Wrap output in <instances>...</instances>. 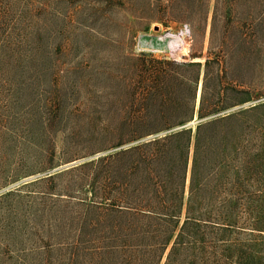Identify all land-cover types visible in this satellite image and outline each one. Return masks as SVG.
Instances as JSON below:
<instances>
[{
    "label": "rangeland",
    "instance_id": "rangeland-1",
    "mask_svg": "<svg viewBox=\"0 0 264 264\" xmlns=\"http://www.w3.org/2000/svg\"><path fill=\"white\" fill-rule=\"evenodd\" d=\"M179 2L184 18L171 0H0V264H131L151 239L118 212L134 189L238 208L249 225L217 237L220 264H264V0H211L207 24ZM244 111L239 146L184 164L180 137L151 172L133 149Z\"/></svg>",
    "mask_w": 264,
    "mask_h": 264
},
{
    "label": "trees",
    "instance_id": "trees-1",
    "mask_svg": "<svg viewBox=\"0 0 264 264\" xmlns=\"http://www.w3.org/2000/svg\"><path fill=\"white\" fill-rule=\"evenodd\" d=\"M210 1L196 0L195 3V14L199 22L203 24H207L208 21ZM171 2L172 13L174 15L180 13V17L182 18L187 16L188 7L185 4H182L179 0H171ZM214 12H217V2ZM196 65L200 68L198 75L202 66L206 74L212 65V60L206 58L204 64L196 62ZM169 76L168 71L162 72L160 80L165 82ZM204 103V96L202 95L198 110L201 117L212 110H207L209 108H205ZM245 112L247 111L219 117L204 126L198 125L195 136L192 135L190 129L182 130L140 143L134 146L133 149L145 152L147 158L145 157L144 161L147 162L149 172H151L156 166L161 165L162 158H167L168 154L175 147L180 146L178 142L173 140L185 137V145H183L180 154V158H184L183 163L185 164L187 158H189L192 146L194 148V158H198L202 148L212 146L214 143L221 147H227L231 143L239 146L240 135L236 133V130L232 129L229 122L234 120V118L243 116ZM246 121L248 120L245 118L239 120L242 128L248 126L249 121ZM245 122L246 124L244 125ZM205 126L213 129H210L206 134H201V129ZM151 178L163 180L158 175ZM161 183L158 181L154 185L159 188ZM135 192L136 189H134V196H131L127 200H120L117 203V205L123 206V208H118V212L125 216H130L137 224H145L150 229L151 239L147 242L136 244L132 248L134 255L131 264H160L170 245L171 248L167 254L165 264H174L176 257L179 255L178 252L186 253V251H191V263L193 264H220L219 248L221 247L217 243L222 238L217 237L246 227L244 225H249L242 222L241 211L236 207L205 209L193 206L190 203L193 200L192 194L184 207L183 195H180L178 198V193L175 194L174 198L161 196L157 198H140L137 194L135 195ZM176 200L177 202L179 201L178 205L173 204ZM182 219L183 223L180 226ZM249 228L255 229L254 226H250ZM221 251L225 252L226 250L221 249ZM137 252L139 254L135 255Z\"/></svg>",
    "mask_w": 264,
    "mask_h": 264
},
{
    "label": "water",
    "instance_id": "water-1",
    "mask_svg": "<svg viewBox=\"0 0 264 264\" xmlns=\"http://www.w3.org/2000/svg\"><path fill=\"white\" fill-rule=\"evenodd\" d=\"M166 133H167V131H164V132H161V133L156 134V135H151V136H149V137H147V138L142 139L141 141H143V140H149V139H151V138H155V137L158 136V135H163V134H166Z\"/></svg>",
    "mask_w": 264,
    "mask_h": 264
}]
</instances>
